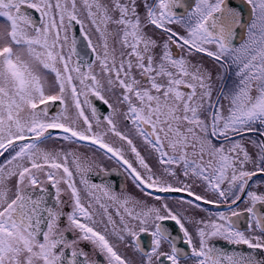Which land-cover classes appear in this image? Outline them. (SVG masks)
<instances>
[{"label":"snow or ice","instance_id":"snow-or-ice-1","mask_svg":"<svg viewBox=\"0 0 264 264\" xmlns=\"http://www.w3.org/2000/svg\"><path fill=\"white\" fill-rule=\"evenodd\" d=\"M0 264H264V0H0Z\"/></svg>","mask_w":264,"mask_h":264}]
</instances>
